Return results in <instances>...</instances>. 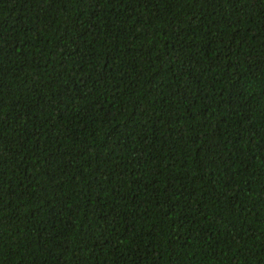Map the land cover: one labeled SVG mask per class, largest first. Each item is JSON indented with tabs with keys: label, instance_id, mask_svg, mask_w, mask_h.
<instances>
[{
	"label": "trees",
	"instance_id": "1",
	"mask_svg": "<svg viewBox=\"0 0 264 264\" xmlns=\"http://www.w3.org/2000/svg\"><path fill=\"white\" fill-rule=\"evenodd\" d=\"M0 264H264V0H0Z\"/></svg>",
	"mask_w": 264,
	"mask_h": 264
}]
</instances>
